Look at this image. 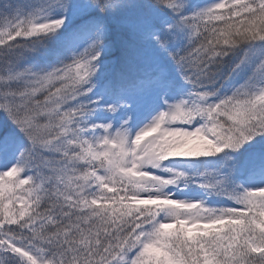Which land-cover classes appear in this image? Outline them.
<instances>
[{"label": "rangeland", "instance_id": "rangeland-1", "mask_svg": "<svg viewBox=\"0 0 264 264\" xmlns=\"http://www.w3.org/2000/svg\"><path fill=\"white\" fill-rule=\"evenodd\" d=\"M194 1L196 0H18L19 5L15 7L13 15L7 11L8 7L1 12L4 15L0 14V55L7 53L3 50L4 42H8L7 38L32 39L55 33L92 11H95L97 18L108 15L105 22H113L117 34L140 17L137 28L141 32L152 34L154 55L160 54V60L166 56L167 66L182 59L183 67H188L193 60L192 69L195 71H205V66L199 60L202 58L198 57L197 47L193 44L197 42L195 35L204 24L212 22V26L214 23H223L228 18L248 14L251 16L250 23L247 22L248 25L243 27L250 34L264 36V0H206L195 10L185 11ZM152 2L156 3L152 5ZM154 5L159 8L152 9ZM149 7L152 10L150 18H155V22H148L141 17V13ZM168 12L175 15L176 22L167 19ZM206 15H209L207 20L204 19ZM201 23L204 24L200 26ZM159 24L163 28L161 31L158 30ZM228 29L234 31L240 29V26L227 25L225 31H214L208 37L209 41L218 40V36L227 41ZM107 34L104 26L72 56L66 58L59 69L52 72L43 73L34 67L24 66L25 60L20 61V64L17 61L8 68L0 67V131L5 129L4 122H10L17 133L25 132L30 138L41 139L45 132L41 131L39 135L32 133L37 128L34 120L26 114L19 116L18 111L24 110L28 104H36V99L51 87L55 100H59L56 105L59 114L67 108L71 115V104H75L72 109L76 115H80L84 108L82 100L85 101L88 110L81 118L86 123L85 126L82 127L79 123L76 127L79 131L76 132L70 120H60L59 124L68 130L61 138L75 136L80 132L83 146L87 149L85 158L91 162H100L115 147L117 152L113 153L110 162L114 163L115 160L118 166L130 170L135 178L125 177L134 180L137 186L131 191L132 195L122 197V201L127 203L125 210L98 195L87 200L84 195L86 191L82 189H86L88 180L98 186L106 182V174L100 169L93 171L89 177H78L76 172L67 173L71 164L64 172L59 162L52 164L45 157L35 163L36 173L20 170L13 174L18 161L10 159L7 152L0 156V198L8 197L14 207L23 210L24 214L19 215L20 221H29L31 218L41 220L50 216L41 206L49 203L46 200L53 202L49 206L52 211L55 204L60 202L69 211L71 207L80 209L77 211L79 213H82L83 207L103 209L101 207L105 202L102 215H107V222L118 223L119 229L122 223L127 225L134 222V216L139 213L146 214L140 216V224L154 227V215L157 216V231L151 237L156 239L160 250L140 252L133 258L132 253L137 252L140 246L130 236L134 233H130L114 252L106 247L107 244H101L106 250L101 257L105 264H126L129 258L131 264H246L249 253L264 258V244L260 242V234L264 228V170L258 178H241L239 183H233L232 178L227 183L224 178L210 171L211 180H191L190 171L178 163L176 158L197 143L216 144L214 132L206 120L190 122L197 118L190 116L186 109L187 92L165 87L162 85V78L153 79L151 84L144 85L145 89L137 95L112 94L104 77L113 60H108V55L100 50L101 41ZM179 40L185 44L190 43L186 53L174 47ZM240 61L239 68L233 74L234 79L227 84L239 81L230 94L224 93L221 106L217 108L223 119L226 117L232 121L226 125L224 122L219 124L218 130L223 133V143L227 147L242 151L253 146L260 151L264 149V122H255L253 118L264 119V114L258 113L250 104H260L259 109L264 110V48L258 46L254 51L250 50ZM205 81L208 84L212 82L213 86L224 83L223 78ZM205 110L204 114L208 116L218 114L215 110ZM55 143L56 140L50 138L39 145L34 144V150L40 146L42 151L53 150L57 153L63 147L56 150ZM208 153L209 150H205L204 154ZM240 155L236 154V158L247 157L246 154ZM156 156L159 158L154 159ZM48 176L51 180L46 179ZM77 177L81 179L80 183ZM214 178L216 180L212 181ZM108 190L112 189L108 187ZM114 193L122 196L124 191L116 190ZM29 200H33L34 204L27 208ZM228 214L250 220L252 233L245 239L235 237L242 230L240 223L233 228L232 234L228 227L218 233L222 227L231 224ZM93 215L96 216V212ZM83 219L86 220L85 217ZM127 220L129 221L124 222ZM20 221L17 223L20 224ZM57 221L58 218L53 222ZM140 227L136 226L134 229L139 237ZM64 228L65 226L61 231L64 232ZM28 229L32 230L30 227ZM47 233L40 231L33 235V241L30 242H34L36 247L3 238L0 242L1 251L8 256V251L16 244L43 264L65 262L68 251L60 253L61 255L52 253L49 251L52 248L50 244L56 240L67 243L71 236L68 232L61 235L59 232ZM224 235L227 236L225 240ZM215 240L218 242L217 246L214 245ZM228 248L229 255L222 254V249ZM0 264L6 263L0 261Z\"/></svg>", "mask_w": 264, "mask_h": 264}, {"label": "trees", "instance_id": "trees-1", "mask_svg": "<svg viewBox=\"0 0 264 264\" xmlns=\"http://www.w3.org/2000/svg\"><path fill=\"white\" fill-rule=\"evenodd\" d=\"M17 1L18 0H0V14H2V11L7 10L6 8L8 7L7 11L13 15L15 7L19 5ZM200 1L202 0L194 1L185 11L194 10L197 3ZM155 3L156 2H152V5ZM156 6L157 5H154L152 9L159 8ZM222 12L223 11H221V13ZM146 13L147 15L145 16ZM151 13V8H146V10L141 13V17L148 22H155V18H150ZM107 16L108 15H103L101 18H97L95 11H92L69 27L55 33L32 39L15 40L7 38L8 42H4L5 47L3 49L7 53L0 55V67L8 68V66L13 65L17 61H19L20 64V61L23 62L25 60L23 62V64H25L24 66L34 67V69L43 73L52 72L60 67L63 61L71 56L83 43L91 39L100 28L106 26L108 34L107 37L101 41L100 50L108 55V60H113L110 67H107L104 77L112 93L116 96L137 94L145 89L144 85L151 84L153 79L158 80L162 78V83L165 87L171 88V90L184 89L187 92V109L189 115H194L195 118H197L193 121L190 120V122L196 123L201 120H206L209 124V128L214 132L217 140L216 144L210 145L209 142L197 143L183 155H179L176 158L178 163L186 166L190 171V179L194 181L203 178L207 181L211 180L210 172L218 174L224 178L227 183L232 181L230 178L234 179L233 183H239L241 178H257L264 170V149L257 151L256 148L252 146L248 147L249 149L246 148L245 150L238 151L237 148H231V146L227 147L223 143L225 137L223 133L218 130V126L223 122L226 125L232 120L226 117L223 119V116L217 111V108L221 106V102L223 101L224 93L231 92L239 81L235 80L233 83L227 84L228 81L234 79L233 74L236 73L239 68L238 66L243 62L240 60L246 57L250 50L253 49L254 51L258 46L264 48V36L250 34L246 31L245 27H243L250 23L249 18L251 16L248 14H245V16L239 15L238 17L228 18L223 23L218 22L215 24L213 22L214 25L212 26H210L212 22L208 25L204 23L200 24V26L204 24L203 28L195 35L197 42L195 41L193 44L197 47L198 57L202 58L199 60L202 62L203 66H205V71L202 69L204 72L192 69V65H194L193 60L190 61L189 65L191 66L188 67H183L181 64L182 59H178L176 61L177 63L174 62L167 66L165 64L167 62L166 56L160 60V54L154 55V40L152 34L141 32L137 28L140 17L130 26L121 30L120 34H117L115 26L113 25L114 23L105 22ZM174 16V14L168 12L167 19L170 18L173 22H176L177 20ZM208 17L209 15H206L204 19L207 20L206 18ZM227 25L240 26V29L234 31H231L233 28L228 29L229 37L227 41H223L224 37L221 39L218 35V40L212 39L209 41L208 37L211 36L214 31H216V33L221 32V30L225 31L224 29ZM174 28L177 29V27ZM162 29L163 28L159 24L158 30L161 31ZM188 44L190 43L185 44L179 40L177 46L174 47H178L176 50L186 53L190 48ZM196 59L197 53L195 63H197ZM16 72L18 73V71ZM221 78H223L224 83L220 85L213 86L212 82L208 84V82L205 81V79L213 81L214 79L218 80ZM188 79H190V82ZM55 98L56 96L53 94L51 87L50 89H46L43 94L36 99V104H28L24 110L18 111L19 116L26 114L34 120L37 128H35L32 133H38L39 135L41 131L45 132V135L42 136L41 139H37V137H31V139L25 132L17 133L10 122H4L3 126L5 129L2 128V131H0V147L2 146L4 148V150L1 151H5L13 157L18 154V163L14 169V173L20 170H26V172H31L33 174L36 173L34 169L35 163L41 161L42 158L44 159L45 157L50 159L49 161H51L52 164L59 162L64 172L69 169V165L71 164V169H69L67 173L72 174L76 172L78 173V177H89L93 171L100 169L106 174L105 187L98 186L88 180V186H86V189H82V191H86L84 195H86L87 200L94 195H98L109 200L112 205L125 210L124 207L127 203L122 201V197L133 194L131 191L137 186L133 182L134 180L130 178H135V176L129 170L118 166V162H115V160L114 163L110 162L113 153L117 152L114 148H112L113 151H108L110 153L103 160L96 163L85 158L87 149L83 146L80 132L76 133L75 136L71 135L61 138V135L68 130H65L64 127L59 124L60 120H70L71 126L78 132L79 130L76 128L77 125L81 123L82 127H84L86 124L84 121H81V118L83 117V113L85 114L88 110V107L85 105V101L82 100L84 108L81 109L80 115H76L75 110L72 109L75 107V104H71V115L70 112H67V108L63 110L64 112L59 114L57 112L58 108L56 107L59 100H55ZM53 106H55V109ZM250 106L256 108L260 106V104H250ZM205 109H210L211 111L215 110L218 114L212 113L208 116L204 114L206 111ZM65 111L66 114H64ZM253 121L264 122V119L256 117L255 119L253 118ZM72 131L73 128L71 127V132ZM50 138L56 140V150L61 148V146L63 147L59 152L56 153L53 150L42 151L40 146H38L37 150H34V144L39 145ZM207 149L210 153L204 154ZM64 151L67 152L65 153ZM236 154H241L240 156L246 154L247 157L237 159ZM158 158L159 156H156L154 159ZM164 159H161V161ZM125 175L130 178L125 177ZM46 179L51 180L49 176L46 177ZM78 179L80 183L81 179ZM215 180L216 178L212 181ZM106 186L110 187L112 190H108ZM116 190H123L124 193L122 196H116L114 193ZM115 198L119 199L116 200ZM0 201L2 202L0 206V242L3 241L4 238L5 240L11 239L16 243L23 242L36 247L34 242H30V240L33 241V235L38 234L40 231H44V234L45 232H48L47 234L59 232L60 235L68 232L71 236L70 240L67 243L58 240L52 241L50 244L52 248L49 251L55 254L68 251L69 255L65 257V262H70L71 264H105V262L101 260V257L106 253V250L102 248L103 246L101 244H107L108 246H104L114 252L117 247L122 244L124 239L126 240L129 237L128 235L130 233H134L130 236L142 249L148 252H157L161 249L156 239L151 237V234L157 231V216L155 215L154 227L142 225L143 223L140 224L142 221L140 216L142 214L146 216V214L139 213L134 216L136 218L134 222H130L127 225L122 223L119 229L118 223H109L106 221L107 215H102L104 214L105 202L104 206L101 207L103 209L99 210L96 207H83L81 208L82 213H79L77 211L80 209L71 207V211H69V208L60 202L55 204L54 211H52L49 206H51L53 202L51 200H46L49 203H43L41 206L51 214L50 216L47 215L41 218V220L31 218L29 221H20L19 215L24 214L23 210L14 207L6 196L0 198ZM32 201L33 200L27 201V208H30V204H34ZM117 201L118 203H115ZM95 212L97 214L96 216L93 215ZM152 213L154 214L155 212ZM232 215L228 214L229 218L232 220L231 224L228 223L226 226L222 227L218 230V233L228 227L232 234L233 228L237 227V224L240 223L242 230L241 232L239 230V233L235 234V237L245 239V237H248L252 233L250 220H247V218L244 219V217L235 218ZM84 217L86 220L83 219ZM57 218L58 221L53 222ZM19 221L20 224L17 223ZM128 221L129 220L124 222ZM64 226L65 231L63 232L61 229ZM136 226H141L139 228L140 237L138 232L134 231ZM28 227L32 228V230L28 229ZM256 230L258 231L259 229L256 228ZM223 239H227V236L224 235ZM229 239H232V235H230ZM247 240L248 238H246V241ZM260 242L264 244V228L260 234ZM214 245H218L217 240H215ZM1 249L0 247V261L6 264H43L16 244L12 245V250L8 251V256L6 253H2ZM38 249L41 251L39 247ZM229 252V248L226 250L222 249V254L229 255ZM246 259V264H258V262L264 264L263 257L256 256L252 253H249ZM65 262H59L58 264H70ZM126 264H131L130 258Z\"/></svg>", "mask_w": 264, "mask_h": 264}, {"label": "bare ground", "instance_id": "bare-ground-1", "mask_svg": "<svg viewBox=\"0 0 264 264\" xmlns=\"http://www.w3.org/2000/svg\"><path fill=\"white\" fill-rule=\"evenodd\" d=\"M206 0H202V1H200L199 3H204ZM101 29V28H100ZM99 29V30H100ZM232 92V91H231ZM231 92H228V93H226V94H230ZM253 108V107H252ZM254 110H256L258 113H262L263 112V114H264V110H260L259 109V107H256V108H253ZM1 150H4V148L1 146L0 147V156L1 155H3L4 153H5V151H1ZM8 154V153H7ZM10 156V159H12V160H17V157H13L12 155H9ZM140 252H147L146 250H144V249H142L141 247H138L137 248V252H134L133 254H132V257L134 258L138 253H140Z\"/></svg>", "mask_w": 264, "mask_h": 264}]
</instances>
